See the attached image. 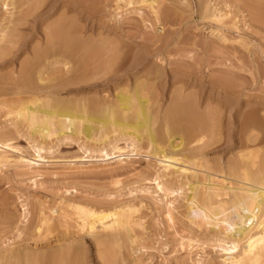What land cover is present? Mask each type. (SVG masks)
I'll return each mask as SVG.
<instances>
[{
    "label": "rangeland",
    "instance_id": "obj_1",
    "mask_svg": "<svg viewBox=\"0 0 264 264\" xmlns=\"http://www.w3.org/2000/svg\"><path fill=\"white\" fill-rule=\"evenodd\" d=\"M37 1L40 5L37 3L35 11H29L25 20L22 12L28 4L21 7L19 1H15L21 8L10 4L0 6V50H4V53L0 52V143L14 147L4 153L9 156H6L7 161L5 158L0 160V264H223L219 248L211 244L222 235L209 228L210 224L199 209L208 210L210 205L217 207V199L226 201L232 194L227 191L226 195L213 198L210 205L201 195L208 175L212 179L216 177L214 180H219L221 174L224 177L231 159L237 160L238 152L255 148L258 152L251 150V154L255 153L249 155V162L259 161L260 157L264 161V0H158V18L143 0ZM212 12L221 14L219 20L212 18ZM52 29H55L54 33ZM66 33L76 37L75 43L85 42L87 51L83 53V44L80 48L79 42L74 43V48L71 44L66 46ZM48 36L49 39L54 37L50 40L51 47L44 46L49 45ZM35 53L40 54L39 58ZM38 71L42 73V79H48L45 84L39 82ZM154 73L159 79H153L156 78ZM136 79L142 82L139 94L142 90L145 97H150L148 110L154 122L151 127L156 131V134L153 132L154 147L166 149L169 141L179 139L183 144L189 143V146L184 145L188 147L186 150L184 146L182 148L190 151L192 145L197 149L204 141L200 143L203 153L200 147L197 149L200 148L206 157L200 159L203 166L196 167L197 191L191 189L190 184L196 183L190 176L184 178L178 172L174 174L171 169L170 172L163 169L158 158L150 154L151 147L145 134L135 143L136 149L130 152L124 139L108 144L118 133H112L110 128L107 134L111 132V138L103 144L109 154L105 157L98 153L102 144L88 139L84 133L63 138L32 136L26 122L16 114L21 106L32 105L34 99L41 101L43 98L51 100L49 108H53L58 98L65 104L76 105L78 110L83 108L94 114L105 100L113 104L115 93L120 90L131 92ZM166 115L168 119L172 118L168 120ZM203 115L208 116V133H198L195 128ZM190 125L197 132L191 133ZM248 130L251 131L250 139L255 136V141L251 139L250 147H241V150L237 147L239 135L241 139L242 136L247 138ZM35 146L44 149L41 152L43 159L35 156ZM182 151L179 156L184 157L188 151ZM20 156L39 161L26 167L19 163ZM257 163H252L248 169L254 172ZM224 179L226 186L233 184ZM192 191L201 197L193 195ZM90 207L97 212L121 210V221L130 223L129 234L125 230L123 233V228L122 231L117 229L116 234L120 231V235H125H118L114 246L112 242L108 243L110 248L97 242L96 245L89 229H83L87 216L80 208L91 210ZM168 215L173 221L168 220ZM231 217L234 218L233 213ZM112 218L109 216L104 221ZM98 228H102L99 223L96 224ZM218 229L221 231V226ZM108 231L100 232L109 234ZM100 232L98 234L103 235ZM104 243L101 244L105 246L107 242Z\"/></svg>",
    "mask_w": 264,
    "mask_h": 264
},
{
    "label": "bare ground",
    "instance_id": "obj_2",
    "mask_svg": "<svg viewBox=\"0 0 264 264\" xmlns=\"http://www.w3.org/2000/svg\"><path fill=\"white\" fill-rule=\"evenodd\" d=\"M18 2L19 3V6H21L22 7V5H25V4H28V6L29 7H27V9H25L26 11H23V9H22V11L24 12H22V15H23V17H24V20H25V16L27 17V16H29L28 15V13H29V11H31L32 10V12H34L33 11V9L35 8L36 9V7H37V3H38V1L37 0H35L34 1V3H32V4H30L31 3V1H33V0H0V6L2 5H4V6H7V5H12V6H14L15 5V3L16 2ZM37 1V2H36ZM82 1H84V0H82ZM86 1V0H85ZM169 1H171V0H169ZM201 0H199V2H200ZM40 2V1H39ZM143 2H144V4L146 3V5L148 4V6L150 7V10L152 9V11L154 12V14H155V16H156V18H158V13H159V11H157V9L156 8H158V6H159V2H158V0H143ZM184 2V1H183ZM57 3V2H56ZM172 3H174L173 1H172ZM181 3V2H180ZM30 4V5H29ZM41 4H42V2H41ZM77 4H79V3H77ZM175 4V3H174ZM199 4V3H198ZM18 5V4H17ZM36 5V6H35ZM38 5H40L39 3H38ZM184 5H187V4H184ZM16 6V5H15ZM19 6H16V7H19ZM26 6V5H25ZM63 6V5H62ZM21 7H19V8H21ZM169 7V6H168ZM214 7V6H213ZM13 8V7H12ZM18 8V9H19ZM41 8V7H40ZM82 8V7H81ZM86 8V7H85ZM159 8H161V7H159ZM199 8H200V4H199ZM16 9V8H15ZM68 9V8H67ZM83 9V8H82ZM167 9V8H166ZM38 10V9H37ZM159 10V9H158ZM167 10H169V9H167ZM202 11H203V9H201ZM200 10V11H201ZM216 11V10H215ZM257 11H259V10H257ZM11 13V12H10ZM15 13V12H14ZM16 13H17V11H16ZM15 13V14H16ZM19 13V12H18ZM168 13V12H167ZM30 14V13H29ZM202 14V13H201ZM208 14V13H207ZM212 14L213 15H211L212 16V18H215V19H218L219 20V18H220V15L221 14H219V13H217V14H219V15H214V13L212 12ZM21 15V16H22ZM209 15V14H208ZM207 15V16H208ZM21 16H19V18H22ZM210 16V17H211ZM70 17V16H69ZM202 17H203V15H202ZM19 18H18V20H19ZM28 18V17H27ZM83 18V17H82ZM155 18V19H156ZM201 18V17H200ZM10 20L11 19H9V21L8 22H10ZM14 21H15V19H13ZM21 20H23V19H21ZM23 20V21H24ZM156 20H158V19H156ZM171 20V19H170ZM63 21V20H62ZM6 22H7V20H6ZM14 23V22H13ZM15 23H16V21H15ZM24 23V22H23ZM58 23V22H57ZM10 24H12L11 22H10ZM19 24V23H18ZM62 24V23H61ZM64 24V23H63ZM66 25V24H65ZM8 26V25H7ZM15 27L17 26V24L16 25H14ZM19 26V25H18ZM28 26V25H27ZM67 26V25H66ZM10 28L12 27L13 28V26H9ZM9 27H7V28H9ZM42 27V26H41ZM54 27V26H53ZM60 27V26H59ZM58 27V28H59ZM5 28V27H4ZM7 28H5V29H7ZM63 28H64V26H63ZM62 28V29H63ZM65 28H67L68 30H69V27H65ZM1 29V28H0ZM15 29V28H14ZM67 29H65V30H67ZM70 29H71V27H70ZM55 30V29H54ZM54 30L52 29V31H53V33H54ZM64 30V31H65ZM68 30L66 31L67 33H68ZM14 31V30H13ZM4 32H6L5 30H4ZM7 32H9V31H7ZM46 32V31H45ZM67 33L64 35L65 37L67 36ZM70 33V32H69ZM72 33V32H71ZM4 34V33H3ZM47 34V33H46ZM50 34L52 35V32H50ZM56 34H58V32L56 33ZM59 34H60V31H59ZM73 34V33H72ZM72 34L70 35V34H68V38H64V37H62V35H63V33H62V35H61V37H62V39L64 38L65 39V44H66V46H67V44H71L72 45V48H74L73 47V45H74V41H75V39H76V37L74 38V36H72ZM10 35V34H9ZM70 35V36H69ZM74 35V34H73ZM52 36H55V35H52ZM7 38V37H6ZM11 38V37H10ZM45 38V37H44ZM46 38H47V36H46ZM52 38V37H51ZM49 39V36H48V40L50 41V40H54L53 38L52 39ZM56 38V37H55ZM70 38V39H69ZM73 39V41H71ZM85 39V38H84ZM2 40V39H1ZM14 40V39H13ZM48 40H46V41H48ZM67 40H69L68 42L69 43H67L66 41ZM61 40H60V42H62ZM8 42V41H7ZM51 42L52 41H50V42H48L49 43V45H44V46H46V47H48V46H52V45H50L51 44ZM55 42V41H54ZM58 42V41H57ZM62 42V44H64ZM71 42V43H70ZM73 42V43H72ZM79 42V41H78ZM77 41H76V43H78ZM81 42V41H80ZM80 42L78 43V44H80ZM9 43V42H8ZM14 43V42H13ZM47 43V44H48ZM56 43V42H55ZM75 43V45H77ZM40 44V43H39ZM45 44V43H44ZM61 44V43H60ZM65 44L63 45V46H65ZM82 44H83V48H82ZM10 45V44H9ZM71 45H70V47H71ZM81 47L80 48H82L83 49V53H84V51L86 52L87 51V48H86V43L85 42H82L81 44ZM79 45V46H80ZM89 45H91V44H89ZM114 45V44H113ZM4 46V45H3ZM9 47V46H8ZM41 47H43V46H41ZM55 47V46H54ZM60 47V46H59ZM77 48H78V46H76ZM97 47V46H96ZM56 48V47H55ZM66 49H69L70 50V48H68V47H65ZM71 48V49H72ZM80 48H78V49H80ZM84 48H85V50H84ZM112 48H114L113 46H112ZM1 49V48H0ZM4 49V48H3ZM7 49V48H6ZM58 49V48H57ZM61 49H62V47H61ZM82 49H80L81 51H82ZM95 49V48H94ZM41 50V49H40ZM43 50H45V49H43ZM50 50V49H49ZM63 50V49H62ZM2 51H4V50H2ZM1 50H0V52H2ZM39 51V50H38ZM42 51V50H41ZM76 51H77V49H76ZM79 51V50H78ZM121 51V50H120ZM64 51H62V53H63ZM75 52V51H74ZM90 52V51H89ZM119 52V51H118ZM2 53H4V52H2ZM38 53V52H37ZM39 53H41L40 51H39ZM79 53H80V51H79ZM82 53V54H83ZM97 53V52H96ZM115 53V52H114ZM34 54V53H33ZM45 54V53H44ZM59 54V53H58ZM57 54V55H58ZM64 54V53H63ZM66 54V53H65ZM35 55H37L36 53H35ZM56 55V56H57ZM100 55V54H99ZM6 56V55H5ZM38 56V55H37ZM36 56V57H37ZM39 56H40V54H39ZM39 56H38V58H39ZM62 56V55H61ZM70 56V55H69ZM82 56V55H81ZM2 57V56H1ZM63 57H65V55L63 56ZM84 57V56H83ZM35 58V57H34ZM45 58V57H44ZM56 58V57H55ZM61 58V57H60ZM80 58V57H79ZM116 58V57H115ZM42 59V58H41ZM65 59V58H64ZM67 59H68V57H67ZM84 59H85V57H84ZM94 59V58H93ZM114 59V58H113ZM61 60V59H60ZM42 61V60H41ZM85 61V60H84ZM27 62V61H26ZM31 62V61H30ZM29 62V63H30ZM64 62H65V60H64ZM67 62V61H66ZM69 63V62H68ZM98 63V62H97ZM42 64V63H41ZM28 65V64H27ZM111 65V64H110ZM24 66V65H23ZM64 66V65H63ZM100 66H101V64H100ZM108 66V65H107ZM133 66H134V64H133ZM132 66V67H133ZM38 68V67H37ZM69 68H70V66H69ZM23 69V68H22ZM27 69V68H26ZM25 69V70H26ZM131 69H134V68H131ZM130 69V70H131ZM40 70V69H39ZM42 70V69H41ZM68 70V69H67ZM67 70H65V71H67ZM36 71V70H35ZM158 71V70H157ZM20 72H22V71H20ZM39 73H40V71H38ZM68 72V71H67ZM70 72V71H69ZM126 72V71H125ZM19 73V72H18ZM39 73H37V75L39 74ZM19 74H21V73H19ZM42 73H40L39 74V76H38V80H39V82H41V83H44L46 80H48V79H46L45 80V78L46 77H44L43 79L41 78V77H43V76H40ZM134 74V73H133ZM159 75H160V73H158ZM44 75V74H43ZM128 75V74H127ZM137 75H138V73H137ZM136 75V76H137ZM146 76H147V74H145ZM152 75V74H151ZM154 75H155V73H154ZM156 75H157V73H156ZM156 75H155V77H156ZM173 75V74H172ZM171 75V76H172ZM118 76V75H117ZM132 76V75H131ZM149 76V75H148ZM114 77V76H113ZM116 77V76H115ZM163 77V76H162ZM174 77V76H173ZM173 77H171V78H173ZM19 78V77H18ZM18 78H16V79H18ZM68 78V77H67ZM131 78V77H130ZM60 79V78H59ZM115 79V78H114ZM125 79H126V77H125ZM139 79V78H138ZM138 79H136V82H134V87H133V90H130L131 92H129L128 91V89L130 88H126L127 89V91H128V93H126V92H124V91H119V92H117V93H115V98L116 99H114V100H116V101H114V102H116V103H118V104H114V102H113V100H112V102H113V104H110L111 102H109V103H107L106 102V100H105V103L103 104L102 103V106L100 105V107H99V109H95L93 112H94V114H90V112H88L86 109L84 110L83 108L82 109H80V110H78V109H76L77 108V106L76 105H69V103H67V104H65V101H62V99L61 100H59L58 98H56L55 99V102H54V105H53V108L51 107V108H49V101H51V100H49V101H47V99H45L44 100V98H43V100L41 99V101H43V102H41V101H39L38 99H34L33 101H32V105H24L23 107L21 106V109L19 110V111H17V115L18 116H20L25 122H26V124H27V127H28V129H29V134L30 135H32V136H38V137H40V138H42V139H44V138H47V137H50V136H52V135H56L57 137H62L63 138V136L64 137H70V136H74L75 134H79V133H84V135L86 136V137H88V139H92V140H94L95 142H99L100 144H102V146H103V144H106V142L107 141H109V139L111 138L110 137V134L109 133H111V132H108V134H107V130L109 131V129L110 130H112V133H115V132H117L118 131V133H117V135H116V137L114 138H111L112 140L111 141H109V143L108 144H110L111 142H113L114 143V141L116 140V141H119V139H124V141H126V143H128L127 144V146H130L129 148V150H130V152H132V151H134L135 149H136V146H135V143L137 142V141H139V140H141V138H142V135L143 134H145V137L147 138V140H148V145H149V148L151 149L150 151V154L151 153H153V155H154V157H155V159H156V157L158 158L157 159V161L159 162V164L160 163H162L161 165H162V167H163V169L164 170H169V169H171L172 170V172L171 173H176V174H178V175H183L184 176V178L185 177H188V176H190L189 178H191V180L193 179L194 181L193 182H198V180L196 179L198 176L196 175L197 174V170L198 169H196V167H198V168H200V167H202L203 166V161H200V159L202 158V157H204L203 156V151L204 150H202V148L200 147V143H204V141H202V142H200L199 143V146H197V149H198V147H200L201 148V150H202V153H201V151H200V148H199V151L196 149V146L194 147V145H192L191 146V148H190V151H185L186 150V148H188V147H185L186 145V143L185 144H183L184 142H179L178 140H177V142H175V140L173 139V140H171V141H169V146H167V148H169L168 150H166V149H159V147H154L155 146V142H156V140H155V135H154V129L152 128L153 126H152V123H154L153 121H152V116H151V114H150V112H149V110H148V106H150V105H148L149 104V102H150V100H149V98H147V97H145L144 96V94H142L141 92H142V90H141V92H140V94H139V90L141 89V83L142 82H140ZM153 79H159L158 77H156V78H153ZM12 80V79H11ZM138 80V81H137ZM141 80V79H140ZM142 80H143V78H142ZM146 80H148V79H146ZM221 80V79H220ZM13 81V80H12ZM119 81V80H118ZM152 81V80H151ZM158 81V80H157ZM180 81H182V80H180ZM38 82V83H39ZM47 82V81H46ZM45 82V83H46ZM49 82V81H48ZM69 82V81H68ZM149 82V81H148ZM44 83V84H45ZM64 83V82H63ZM116 83V82H115ZM125 83H126V81H125ZM129 83V82H128ZM43 84V85H44ZM50 84V83H49ZM69 84V83H68ZM156 84H158V83H156ZM170 84H172V83H170ZM118 85V84H117ZM117 85H116V87H117ZM41 86H42V84H41ZM46 86V85H45ZM44 86V87H45ZM125 86V85H124ZM144 86H146V85H144ZM149 86H150V84H149ZM153 86V85H152ZM157 85H155L154 87H156ZM173 86V85H172ZM66 87V86H65ZM122 87V86H121ZM126 87H128V86H126ZM151 87V86H150ZM53 88V87H52ZM59 88V87H58ZM146 88V87H145ZM41 89H43L44 90V88H41ZM47 89V88H46ZM49 89V88H48ZM117 89V88H116ZM119 89V88H118ZM121 89H124V88H121ZM148 89V88H147ZM18 90H20V89H18ZM42 90V91H43ZM60 90V89H59ZM180 90V89H179ZM37 91V90H36ZM40 91V90H39ZM41 91V92H42ZM48 91V90H47ZM126 91V90H125ZM148 91V90H147ZM35 92V91H34ZM40 92V93H41ZM44 92V91H43ZM116 92V91H115ZM20 93H22V92H20ZM48 93V92H47ZM150 93V92H149ZM177 93V92H176ZM217 93H219V92H217ZM50 94V93H49ZM196 94V93H195ZM226 94V93H225ZM46 95H48V94H46ZM143 95V96H142ZM50 96V95H49ZM49 96H46L47 98L49 97ZM45 97V98H46ZM57 97V96H56ZM39 98V97H38ZM52 98V97H51ZM40 99V98H39ZM113 99V98H112ZM94 100V99H93ZM93 100H91V101H93ZM104 100V99H103ZM111 100V99H110ZM153 100V99H152ZM179 100V99H178ZM46 101V102H45ZM97 101V100H96ZM149 101V102H148ZM52 102V103H53ZM102 102H104V101H102ZM94 103V102H93ZM193 103V102H192ZM100 104V103H99ZM88 105V104H87ZM91 105V104H90ZM83 106V105H82ZM89 106V105H88ZM97 106V105H96ZM222 106V105H221ZM221 106H219V107H221ZM226 107V106H225ZM85 108V107H84ZM227 108V107H226ZM88 109V108H87ZM208 109V108H207ZM221 109V108H220ZM240 109V108H239ZM168 110V109H167ZM215 110V109H214ZM214 110H213V112H214ZM91 111V110H90ZM171 111H172V109H171ZM185 111V110H184ZM191 111H192V108H191ZM193 111H195L194 109H193ZM192 111V112H193ZM207 111V110H206ZM205 111V112H206ZM227 111V110H226ZM241 111V110H240ZM244 111V110H243ZM243 111H242V113H243ZM212 112V111H211ZM212 112V113H213ZM216 112V111H215ZM225 112V111H224ZM15 113V112H14ZM176 113H177V111H176ZM189 113V112H188ZM199 113H200V111H199ZM201 113H202V111H201ZM211 113V114H212ZM229 113H230V110H229ZM252 113V112H251ZM171 115H172V113H170ZM196 114V113H195ZM197 114H198V112H197ZM217 114H219V113H217ZM247 114V113H246ZM254 114V113H253ZM175 115H178V114H175ZM174 115V116H175ZM208 115V114H207ZM216 115V114H215ZM263 115V114H262ZM182 116V115H181ZM192 116V115H191ZM198 116V115H197ZM228 116V115H227ZM226 116V117H227ZM230 116V115H229ZM169 117V116H168ZM172 117H173V115H172ZM172 117H170V118H172ZM183 117V116H182ZM200 117V116H199ZM207 117L208 116H201V118L198 120V122H199V124L197 123V125H199V126H195V128H197L198 129V133H199V131H202V132H204V133H208V129H209V121L207 120ZM214 117V116H213ZM243 117V116H242ZM18 118V117H17ZM166 118H167V115H166ZM169 118V119H170ZM217 118V117H216ZM224 118V117H223ZM237 118H239V117H237ZM262 118V117H261ZM264 118V117H263ZM19 119V118H18ZM22 119H21V121H22ZM168 119V118H167ZM168 119V120H169ZM178 118H176V120H177ZM190 119V118H189ZM211 119V118H210ZM227 119H230V118H227ZM190 120H192V119H190ZM226 120V119H225ZM241 120V119H240ZM252 120V119H251ZM23 121V122H24ZM155 121V120H154ZM183 121V120H182ZM189 121V120H188ZM215 122H216V120H214ZM222 121V120H221ZM249 121V120H248ZM178 122H180V121H178ZM219 122H220V120H219ZM240 122V121H239ZM253 122H255V121H253ZM216 123H218V121L216 122ZM240 123H242L243 124V122H240ZM246 123H248V122H245V124ZM24 124V123H23ZM195 124V123H194ZM193 124V125H194ZM211 124V123H210ZM212 124H213V122H212ZM169 125H170V123H169ZM172 125V124H171ZM174 125V124H173ZM192 125V124H191ZM190 125V126H191ZM227 125V124H226ZM225 125V126H226ZM152 126V127H151ZM220 126H221V124H220ZM227 126H229V125H227ZM234 126V125H233ZM239 126V125H238ZM237 126V127H238ZM243 126V125H242ZM248 126V125H247ZM192 127V126H191ZM212 127H213V125H212ZM152 128V129H151ZM194 128V126L192 127V130L193 131H190L191 133L192 132H194V130H196V129H193ZM220 128V127H219ZM222 128H224V127H222ZM242 128V127H241ZM190 129V128H189ZM213 129H214V127H213ZM212 130V129H211ZM217 130V129H216ZM240 130H242V129H240ZM188 131V130H187ZM263 131V130H262ZM144 132V133H143ZM190 132L188 133V136H189V134H190ZM195 132H197V130L195 131ZM194 132V133H195ZM201 132V133H202ZM223 132V131H222ZM244 132V131H243ZM243 132H239V133H242L243 134ZM246 132H250L251 133V131H246ZM246 132L244 133V136H245V134H246ZM209 133H210V130H209ZM247 133V134H248ZM250 133L248 134L249 136L246 138V137H244L243 138V136H242V139H244L243 141H241L242 139H241V137H240V135H239V138H238V140L239 141H237L238 143V148L240 147H245V148H248L247 146H249L250 147V145H248V143L250 142V143H253V142H251V139L253 140V141H255V138L253 139V138H251L250 139ZM155 134H156V131H155ZM197 134V133H196ZM253 134V133H252ZM251 134V135H252ZM114 134H112V136H113ZM198 135V134H197ZM204 135V134H203ZM208 135V134H207ZM254 135V134H253ZM252 135V136H253ZM255 135H256V133H255ZM79 136V135H78ZM144 136V135H143ZM191 136V135H190ZM213 136V135H212ZM247 136V135H246ZM251 136V137H252ZM31 137V136H30ZM182 137V136H181ZM195 137H197V136H195ZM205 137V136H204ZM235 137V136H234ZM259 137V136H258ZM35 138H37V137H35ZM184 138V137H183ZM191 138H192V136H191ZM200 138V137H199ZM198 138V139H199ZM220 138V137H219ZM236 138V137H235ZM118 139V140H117ZM180 139H182V138H180ZM197 139V140H198ZM202 139V138H201ZM207 139V138H206ZM209 139H211L210 137H209ZM187 140V139H186ZM197 140H196V142H197ZM129 141V142H128ZM195 141V140H194ZM201 141V140H200ZM209 141V140H208ZM214 141V140H213ZM175 142V143H174ZM189 142H191V140L189 141ZM212 142V141H211ZM113 143H111V144H113ZM116 144H117V142H115ZM115 144V145H116ZM130 144V145H129ZM157 144V143H156ZM189 143H187V146H189L188 145ZM192 144V143H191ZM198 144V143H197ZM185 145V146H184ZM205 145V144H204ZM253 145V144H252ZM109 146V145H108ZM111 146V145H110ZM182 146H184L185 147V150L182 148ZM0 147H3V150H0V160L1 159H3L4 160V158L6 159L7 157H9V156H5V154L4 153H6L7 152V150H14V147L12 146V145H10L9 143H0ZM106 146H103L102 148H100V149H98L99 150V154H102V155H104L105 157L108 155L109 156V154H108V152L106 151V148H105ZM117 146H115V148H116ZM148 147V146H147ZM202 147H203V145H202ZM235 147V146H234ZM16 148V147H15ZM157 150H156V149ZM195 148L196 150L194 151L193 149ZM205 148V147H204ZM185 151V152H187V156L186 155H184V154H182V155H184V157H181V156H179V153H181L180 151ZM87 150V149H86ZM120 150V149H119ZM241 150H243V148H241ZM245 150V149H244ZM240 151V152H238V156H236L235 158H237V160L236 161H234L233 159H231V161L229 162L230 163V166L228 165L227 167H228V172H226L224 175V177H222V174L221 175H218L219 177L221 176V178H217V179H219V180H214V179H216V177L214 178V179H212L211 178V176H209L208 175V178H207V182H204V183H206V186H205V190H203V193H205V194H203L202 193V197H204V199H205V201L207 202H209V205H210V201L214 198L215 200L218 198V197H220V196H222V195H226L227 194V191H231V194H232V196H231V198H228L226 201L224 200L223 201V198H219L220 200H216V204H217V207H213L212 205H210V206H212V208L209 206V208L208 207H205L206 209L208 208V210H205L204 208H200L199 210L202 212V216H203V218H205L206 220H207V223H209L210 224V226H209V228L211 227V229L212 230H216L218 233H220L221 235H222V237H218V238H215V237H213V238H215V243L213 244V243H211L213 246H215V247H218L219 248V252L218 253H220V256L222 257V262H223V264H264V161L262 160V158L260 157V159H259V157H256V158H258L259 159V161H258V163H259V165H256L257 167H255V164L257 163V161L256 162H252V163H255L254 164V167H255V169H257L256 171H255V169H254V172H251L249 169H248V167H249V165H251L252 163L251 162H249V155H253L255 152H252V154L250 153L251 152V150H249V151H247V152H245V151ZM254 151H256V152H258V150H255V148L253 149ZM252 150V151H253ZM35 151H36V157L38 158V159H43L44 157L41 155L42 153L41 152H43L44 151V149L42 148V147H39V146H35ZM88 151V153L90 154V153H92V151H89V150H87ZM182 151V152H183ZM197 151V152H196ZM14 152V151H13ZM21 152V151H20ZM95 152V151H94ZM206 152V151H205ZM17 153V152H16ZM112 153V152H111ZM190 153V154H189ZM264 153V152H263ZM114 154V153H113ZM130 154V153H129ZM189 154V155H188ZM102 155H100V156H102ZM111 155V154H110ZM126 155V154H125ZM152 155V154H151ZM258 155H259V153H258ZM257 155V156H258ZM260 155H262V153L260 154ZM112 156H114V155H112ZM118 156V155H117ZM103 157V156H102ZM105 157H103V158H105ZM252 157V156H251ZM255 156H253V158H254ZM93 158V157H92ZM108 158V157H107ZM114 158V157H113ZM116 158H118V157H116ZM204 158H206V157H204ZM11 159V158H10ZM14 160L16 159V157L15 158H13ZM82 159H85V158H82ZM110 159V158H109ZM119 159V158H118ZM121 159V158H120ZM251 159V158H250ZM263 159H264V156H263ZM8 159H6V161H7ZM36 160V159H35ZM88 160V159H87ZM86 160V161H87ZM201 160H203V159H201ZM232 160L234 161V162H232ZM18 161H19V163H23V165L25 166L26 165V167L27 166H32V165H34V164H37L38 163V161L36 160V161H34V159H31V158H26V157H24V156H20V157H18ZM88 161H90V159L88 160ZM97 161V160H96ZM206 161V160H205ZM204 161V163H206ZM251 161H253L252 159H251ZM17 162V161H16ZM79 162V161H78ZM157 162V163H158ZM208 162V161H207ZM210 163V162H209ZM232 163V164H231ZM251 163V164H250ZM257 163V164H258ZM208 163H206V165H207ZM211 164V163H210ZM213 164V163H212ZM209 165V164H208ZM213 166V165H212ZM220 167H221V165H219ZM252 166H253V164H252ZM259 166V167H258ZM204 167L205 168H207L205 165H204ZM210 167V166H209ZM215 167H216V165H215ZM218 167V166H217ZM250 168V167H249ZM162 169V170H163ZM208 169V168H207ZM171 170H169L168 172H170ZM202 170V169H201ZM226 170H227V168H226ZM216 171V170H215ZM253 171V170H252ZM167 172V173H168ZM178 172V173H177ZM201 172V171H200ZM210 172H212V173H214V171H210ZM170 173V174H171ZM206 173V172H205ZM215 174V173H214ZM167 175V174H166ZM173 175V174H172ZM199 175V174H198ZM217 175V174H216ZM172 177V176H171ZM177 177V176H176ZM195 177V178H194ZM183 178V177H182ZM181 178V179H182ZM183 178V179H184ZM224 178H226V179H229V182H231V183H233V184H229V182H228V186H226V183H224V181H227V180H225ZM177 179V178H176ZM180 179V178H179ZM183 179L181 180V182L183 181ZM187 179V178H186ZM204 180H206L205 178H203ZM185 180V179H184ZM188 180V179H187ZM185 181L186 183L189 181ZM195 180H197V181H195ZM179 181V180H178ZM180 182V181H179ZM184 182V181H183ZM191 182V181H190ZM180 184H182V183H180ZM197 184L198 183H196V184H194V183H191L190 185L192 186V190H196L197 191ZM180 186V185H179ZM181 188V187H180ZM165 190H163V192H164ZM173 191V190H172ZM193 192V191H192ZM176 193H177V191H176ZM194 194L193 195H196V194H198L197 192H196V194H195V192H193ZM199 195V194H198ZM197 195V196H198ZM205 195V196H204ZM200 196V195H199ZM198 196V197H199ZM200 196V197H201ZM194 198H195V196H193ZM224 197V196H223ZM192 198V197H191ZM194 198H193V200H194ZM204 199L202 198L201 200H203L204 201ZM225 199H226V197H225ZM200 200V201H201ZM203 201H201V202H203ZM200 202V203H201ZM200 203H199V207H200ZM205 203V202H204ZM226 203L228 204V206L226 205ZM203 204V203H202ZM208 203H206L204 206H206ZM91 205V204H90ZM202 205V206H203ZM105 206V205H104ZM201 206V207H202ZM203 206V207H204ZM227 206V207H226ZM83 207H84V205H83ZM79 208V207H78ZM86 208V207H85ZM91 208V207H90ZM115 208V207H114ZM114 208H112V209H114ZM93 208H91V210L90 209H83V208H80V210L82 211V212H84L85 214H86V216H87V219L85 220V221H83V229L85 228L86 229V231H87V228L89 229V231H88V233H90L93 237H92V239H94L93 240V242L95 241V243L97 242V243H99L100 245H102L104 248H110V246L111 245H113L114 243L113 242H115V239H117L118 238V235H120V231H122L123 230V233H125L124 232V230L125 231H127L128 232V230L129 229H131V227L129 226L130 225V223H126V222H123V221H121V219H120V215H121V210H116V208H115V210L116 211H112V213H108V212H110L109 210H107V212H105L106 210H104V212H102V211H98L97 212V210L95 209V211L94 210H92ZM98 209V208H97ZM100 209V208H99ZM118 209V208H117ZM228 209H230L229 211H227ZM111 210V209H110ZM227 211V212H226ZM233 213V215H234V218H232L231 217V214ZM42 214V213H41ZM109 216H113V218L112 219H110L109 221H107V222H105L104 221V219L105 218H107V217H109ZM128 218V217H127ZM126 218V219H127ZM44 219V218H43ZM45 219H46V217H45ZM44 219V220H45ZM204 219V220H205ZM63 220V219H62ZM168 220L171 222V221H173V219H172V216L171 215H168ZM209 220H212L211 222L209 221ZM45 221H47V219L45 220ZM45 221H44V223H45ZM127 221H128V219H127ZM220 223H218V222ZM97 223H99L100 225H101V229H96V224ZM43 224V223H42ZM70 224H71V222H70ZM206 224V223H205ZM60 225H61V223H60ZM68 226V225H67ZM75 226V225H74ZM74 226L72 227V228H74ZM221 226V231H219L220 229H218L219 227ZM69 227V226H68ZM120 228V229H119ZM121 228H123L122 230H121ZM106 230V229H108L109 231H108V233L109 234H103L104 232H103V230ZM120 230V231H118V234H116V230ZM97 230V231H96ZM100 231H102V232H100ZM110 231H113V232H115V233H110ZM131 231V230H130ZM102 233L103 235H99L98 233ZM126 232V233H127ZM38 233H39V231H38ZM86 233V232H85ZM105 233H106V231H105ZM123 233H121V235H125V234H123ZM131 233V232H130ZM214 233V232H213ZM48 234V233H47ZM128 234H129V232H128ZM128 234H127V236H128ZM120 235V236H121ZM43 236H44V234H43ZM42 236V237H43ZM46 236V235H45ZM44 236V237H45ZM85 236V235H84ZM133 236V235H132ZM81 237V236H80ZM81 238H83V237H81ZM212 238V237H211ZM127 239V238H126ZM129 239V238H128ZM208 239V238H207ZM210 239V238H209ZM80 240V239H79ZM134 239H132V241H133ZM121 241V240H120ZM124 241V240H123ZM135 241V240H134ZM192 241V240H191ZM213 241V240H212ZM211 241V242H212ZM79 242H81V241H79ZM107 242V244L110 242H112L111 243V245L109 246V244L107 245V244H105V243ZM116 242H118V239L116 240ZM94 243V244H95ZM97 243H96V245H97ZM101 243H104L105 244V246L103 245V244H101ZM205 243V242H204ZM99 244H98V246H99ZM115 245V244H114ZM113 245V246H114ZM117 245V244H116ZM124 245V244H123ZM68 246V245H67ZM71 246V245H70ZM211 246V245H210ZM73 247H74V245H73ZM77 247H79V244H78V246ZM118 247H119V245H118ZM126 247V246H125ZM207 247V246H206ZM69 248H71V247H69ZM98 248V247H97ZM101 248V247H100ZM209 248V247H208ZM214 248V247H213ZM48 249V248H47ZM60 249V248H59ZM63 249V248H62ZM65 249V248H64ZM74 250L76 249V247L75 248H73ZM111 250V249H110ZM217 250V249H216ZM22 251V250H21ZM50 251V250H49ZM53 251V250H52ZM80 251V250H79ZM112 251V250H111ZM27 252V251H26ZM68 252V251H67ZM102 252V251H101ZM105 252V251H104ZM14 253V252H13ZM30 253V252H29ZM64 253V252H63ZM74 253V252H73ZM77 253V252H76ZM83 253V252H82ZM36 254H37V252H36ZM44 254V253H43ZM70 254V253H69ZM78 254V253H77ZM109 254V253H108ZM107 254V255H108ZM11 255V254H10ZM25 255H27V254H25ZM31 255V254H30ZM54 255H55V253H54ZM56 255H58V253H56ZM80 255V254H79ZM113 255H114V253H113ZM116 255V254H115ZM118 255V254H117ZM34 256V255H33ZM61 256V255H60ZM75 256V255H74ZM77 256V255H76ZM109 256V255H108ZM23 257V256H22ZM30 257V256H29ZM35 257V256H34ZM40 257H42V256H40ZM56 257V256H55ZM64 257V256H63ZM39 258V257H38ZM44 258V257H43ZM76 258V257H75ZM77 258H79L78 256H77ZM109 258V257H108ZM25 259V258H24ZM57 260L59 259V258H56ZM61 259V258H60ZM70 259V258H69ZM71 259H73V258H71ZM114 259H116V258H114ZM114 259H112V260H114ZM27 260V259H26ZM29 260V259H28ZM38 260V259H37ZM47 260V259H46ZM21 261V260H20ZM55 261V260H54ZM59 261V260H58ZM61 261V260H60ZM70 261V260H69ZM115 261V260H114ZM216 261V260H215ZM15 262V261H14ZM17 262V261H16ZM27 262V261H26ZM67 262H68V260H67ZM75 262V261H74ZM82 262V261H81ZM108 262V261H107ZM112 262V261H111ZM20 263V262H19ZM18 263V264H19ZM39 263H40V261H39ZM43 263V262H42ZM52 263H54V262H52ZM69 263V262H68ZM73 263V262H72ZM78 263H80V261L78 262ZM28 264H31L30 262L28 263ZM60 264V263H59ZM61 264H63V263H61ZM74 264H76V262L74 263Z\"/></svg>",
    "mask_w": 264,
    "mask_h": 264
}]
</instances>
